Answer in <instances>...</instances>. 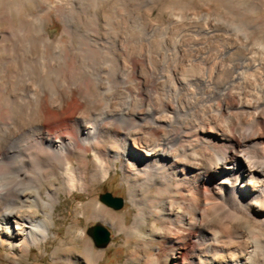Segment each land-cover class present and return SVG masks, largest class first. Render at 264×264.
<instances>
[{
	"label": "bare ground",
	"instance_id": "obj_1",
	"mask_svg": "<svg viewBox=\"0 0 264 264\" xmlns=\"http://www.w3.org/2000/svg\"><path fill=\"white\" fill-rule=\"evenodd\" d=\"M51 1L0 0V52L23 60L63 43L69 49L51 67H44V89L31 91L30 103L4 102L0 107L8 113L19 109L15 127L0 129V165L6 162L11 142L28 126L38 125L40 142L35 141L43 147L33 154L32 168L44 188L33 204L7 195L26 191L22 189L34 179L30 170L21 165L11 172L0 169V244L10 262L29 259L33 246L46 251L54 235L60 244L80 242L82 249L77 256L60 257L58 247L54 261L97 263L106 251L86 232V219L118 231L132 264H264V62L240 63L236 74L224 77L221 55L204 73L200 70L212 62L211 55L201 56V62L195 61L197 54L183 55L178 67L165 72L147 71L115 55L108 59L125 69L127 87L110 96L103 92L104 83H91L92 75L83 67L86 60L99 61L107 54L95 46L78 53L76 30H71L65 11L52 9L39 35L32 37L29 21L34 8ZM116 1L92 4L99 6L104 19ZM208 1L160 0L156 8L171 18L176 11L182 13L179 31L202 24H191L190 18ZM212 3L214 12L202 17L210 26L202 29L205 35L224 37L228 23L236 26L231 27L234 34L260 40L264 48V0ZM53 15L66 22L57 39L46 28ZM236 20L245 27L234 24ZM21 90L13 85L7 95ZM117 170L130 203L123 211L96 193V186ZM75 191L87 198L73 210L66 239L58 231V221L66 216L57 207L62 194L66 200Z\"/></svg>",
	"mask_w": 264,
	"mask_h": 264
},
{
	"label": "rangeland",
	"instance_id": "obj_2",
	"mask_svg": "<svg viewBox=\"0 0 264 264\" xmlns=\"http://www.w3.org/2000/svg\"><path fill=\"white\" fill-rule=\"evenodd\" d=\"M93 1L52 0L47 5H41L40 7L42 9L40 7H36L37 9L34 8L33 13L35 14L31 16L29 28L31 27L32 37H36L41 31L39 26L41 23L44 24L43 18L47 13L55 8L65 11L66 16L71 19V23L73 24L71 30H76L77 37L75 38V42L77 43L75 44L77 46L75 45L74 47L78 53L91 52L90 50L95 46L99 53L107 54L105 58L99 61L86 60L83 67L92 75L90 79L91 83H104L105 87L103 92L110 96H112L111 94L115 89H125L127 87L125 69L120 70L115 65L116 61L108 59L115 55L124 59V61L129 60L127 62L140 63L147 71L155 70L163 72L170 67H178L183 62V55L197 54L196 62H201L200 57L203 55H211L213 57V60L211 59L212 62L208 63L206 68H202L200 70L201 73H204L206 69L212 67L214 62L218 60L215 57L221 55L222 58L224 57L223 62L225 63L223 73L226 76L224 77H230L231 74H236L235 72L240 63L252 59L256 61L259 59L264 62V48L258 45L260 40H249L243 34H234L232 28L236 26L232 27L231 24L227 23L225 25L226 29L224 30L229 31L223 34L224 37L222 38H220L221 35L209 37L202 32L204 27H210L209 23L205 20L203 23L202 17L204 15H211L214 12L215 5L212 3V0L202 5V10L194 14L195 17L190 18L191 24L202 23L201 25H196L195 27L188 26L186 29L179 31L176 28L183 24L184 15L176 11L171 18V15L167 11L157 10L156 4L160 0H129L128 3L124 0H117L104 19L100 18L99 6L92 4L94 3ZM238 22L236 20L234 24H240L242 27H245L243 23ZM65 23L64 20L58 19L53 15L46 23L49 36L52 39L59 38ZM251 29L249 28L247 30L250 31ZM17 36L12 37L16 38ZM254 41L256 42L255 44ZM63 44H61L62 46L58 45L52 48V50L39 51L37 54L34 52L30 57L23 60H19L15 53L7 51L0 52V94L3 96L6 94L5 97L0 99V107H3L4 102L7 103V106L14 105V103H19V105L30 103L33 100V92L39 93L44 89V84H42L43 82L45 83L44 67H51L57 59L68 53L67 43H65L66 45ZM24 53L26 54V52ZM85 78L87 79V76ZM54 80L52 78L49 81L54 82ZM12 84L21 87L23 89L21 91L23 92L17 93V91H14L15 96L9 93L7 95V92L13 86ZM18 110H9L10 113H8V109L2 110L0 108V129L9 131L15 127ZM231 111L235 112L236 110L232 108ZM39 137L38 125L28 126L14 138L7 149L8 151L6 150V162L0 165V169L11 172L15 166L21 165L28 168L31 175L34 176V179L28 183V188L22 189L26 191L15 194L14 192L7 193L8 197L13 201L18 202L16 198H23L26 203L33 204V197L37 195L38 190H44L43 186L40 187V182L37 180L39 173L33 169L36 167H34L32 162L35 148L38 146L42 147L38 143L40 142ZM41 166L42 162L39 165V169H41ZM204 180H206V177ZM106 192H110L113 196L123 198L124 204L120 209H116L110 205L116 211H123L129 207L130 203L127 193L121 184L120 170H117V172L112 171L111 176L106 181L96 186V193L101 200H103L101 194ZM65 198V195L62 194V203L57 207V210L66 216L58 221L60 223V229L58 231L63 237L66 234L67 226L71 222L73 210L77 206V203L84 202L87 196L84 193L75 191L71 197H68L66 200ZM36 213L42 216V212L39 211ZM97 223L104 225L110 230L111 239L105 248L98 247L95 244L99 249L106 251L95 264H132V262L127 261L129 248L124 244L122 236L120 237L118 231L111 225L105 223L94 220L88 222L86 219L82 220V224L85 225L87 233L88 229ZM74 243L67 242L60 244L58 239L54 235H51L46 242V251L43 247L37 248L33 246L29 259H21L20 262L15 263L10 262L7 249L0 244V264H71L62 259L54 261L52 255L58 247L60 248L58 250L60 257L64 254L79 255L82 251L80 242H76V245ZM82 264L89 263L83 262Z\"/></svg>",
	"mask_w": 264,
	"mask_h": 264
},
{
	"label": "water",
	"instance_id": "obj_3",
	"mask_svg": "<svg viewBox=\"0 0 264 264\" xmlns=\"http://www.w3.org/2000/svg\"><path fill=\"white\" fill-rule=\"evenodd\" d=\"M101 198L117 209H120L124 204L122 197L113 196L110 192L101 194ZM88 233L94 238L96 245L99 247L105 248L110 242V230L100 223L91 226Z\"/></svg>",
	"mask_w": 264,
	"mask_h": 264
}]
</instances>
